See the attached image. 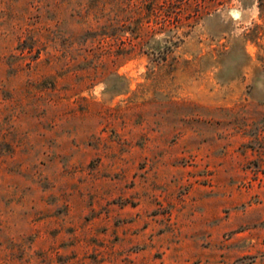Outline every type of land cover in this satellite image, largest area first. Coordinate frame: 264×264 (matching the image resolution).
I'll use <instances>...</instances> for the list:
<instances>
[{
    "label": "rangeland",
    "instance_id": "1",
    "mask_svg": "<svg viewBox=\"0 0 264 264\" xmlns=\"http://www.w3.org/2000/svg\"><path fill=\"white\" fill-rule=\"evenodd\" d=\"M0 264H264L259 0H0Z\"/></svg>",
    "mask_w": 264,
    "mask_h": 264
},
{
    "label": "crops",
    "instance_id": "2",
    "mask_svg": "<svg viewBox=\"0 0 264 264\" xmlns=\"http://www.w3.org/2000/svg\"><path fill=\"white\" fill-rule=\"evenodd\" d=\"M202 215L200 214V212H197L194 216V218H197V221L199 220V218H201Z\"/></svg>",
    "mask_w": 264,
    "mask_h": 264
},
{
    "label": "trees",
    "instance_id": "3",
    "mask_svg": "<svg viewBox=\"0 0 264 264\" xmlns=\"http://www.w3.org/2000/svg\"><path fill=\"white\" fill-rule=\"evenodd\" d=\"M260 1V5L262 6V8H264V0H259Z\"/></svg>",
    "mask_w": 264,
    "mask_h": 264
}]
</instances>
